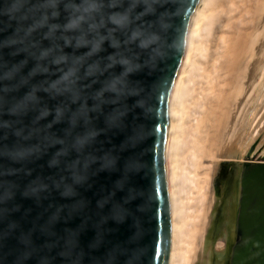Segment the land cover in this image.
Listing matches in <instances>:
<instances>
[{"label": "water", "instance_id": "water-1", "mask_svg": "<svg viewBox=\"0 0 264 264\" xmlns=\"http://www.w3.org/2000/svg\"><path fill=\"white\" fill-rule=\"evenodd\" d=\"M200 2L0 0V264H167ZM237 178L229 264H264V163Z\"/></svg>", "mask_w": 264, "mask_h": 264}, {"label": "bare ground", "instance_id": "bare-ground-1", "mask_svg": "<svg viewBox=\"0 0 264 264\" xmlns=\"http://www.w3.org/2000/svg\"><path fill=\"white\" fill-rule=\"evenodd\" d=\"M263 110L264 0H201L172 106L167 264L225 257L233 222L229 205L218 213V170L242 162L248 142L264 147Z\"/></svg>", "mask_w": 264, "mask_h": 264}, {"label": "flooded vegetation", "instance_id": "flooded-vegetation-1", "mask_svg": "<svg viewBox=\"0 0 264 264\" xmlns=\"http://www.w3.org/2000/svg\"><path fill=\"white\" fill-rule=\"evenodd\" d=\"M257 163H264V158H254V157H248L246 159L243 160V164L242 165H238L241 169V172L243 170V174L249 169L250 165H254ZM236 166L234 165V168L230 170V174L228 179H224L226 177H223L218 180V184L217 187L220 190V198H221V208L218 211V213H220V216L222 217L225 213V211L228 209L227 206H230V210H231V219L233 222V228L235 226L236 223V216H237V203L239 200V196L236 197V193H239V189H240V181L237 178V173H236ZM232 181V182H231ZM228 185V186H227ZM230 187V188H229ZM238 198V199H237ZM221 211V212H220ZM219 216V217H220ZM224 217V216H223ZM233 230L230 234V238L228 240V245H232V241H233ZM231 239V240H230Z\"/></svg>", "mask_w": 264, "mask_h": 264}, {"label": "rangeland", "instance_id": "rangeland-1", "mask_svg": "<svg viewBox=\"0 0 264 264\" xmlns=\"http://www.w3.org/2000/svg\"><path fill=\"white\" fill-rule=\"evenodd\" d=\"M253 93H255V92H253ZM252 93V91H251V94L252 95H248V99L250 100V96H253L254 94ZM255 97V96H254ZM251 99H253V98H251ZM247 100V99H246ZM249 100H247V101H249ZM248 115H251V114H248ZM264 116V110H263V113L262 114H260V116L259 117H263ZM251 117H252V115H251ZM253 117H255V116H253ZM250 119H252V118H250ZM257 123H258V121H257ZM245 135L243 136V148H245L246 146H247V144H246V140H245ZM248 147L247 148H245L247 151H246V153H244L243 154V159H242V162H240V163H237L236 165H242L243 164V160L244 159H246V158H248V157H254V158H264V147L262 148L261 146H259L258 144H251V142H248ZM235 165V166H236ZM225 166H227V164H222V166H220V168H219V170H218V172H221L222 173V177H223V174L224 173H226V177L228 178L229 177V174H230V170L231 169H233L234 168V165H230V166H228V167H225ZM237 170H236V173H239L240 174V172H241V169H240V167L239 166H236L235 167ZM220 198V197H219ZM221 198H220V204H219V208H218V210H220V208H221ZM221 212V211H220ZM222 221V220H221ZM231 246L232 245H230V246H227V249L225 250V252H224V255H225V257L223 256V259H222V261H217V263H215V264H229L230 263V255H231ZM229 248V249H228ZM219 262V263H218Z\"/></svg>", "mask_w": 264, "mask_h": 264}, {"label": "clouds", "instance_id": "clouds-1", "mask_svg": "<svg viewBox=\"0 0 264 264\" xmlns=\"http://www.w3.org/2000/svg\"><path fill=\"white\" fill-rule=\"evenodd\" d=\"M77 19H79V17ZM112 19H113V22L117 23V24L122 22V19L119 15H114V17Z\"/></svg>", "mask_w": 264, "mask_h": 264}]
</instances>
